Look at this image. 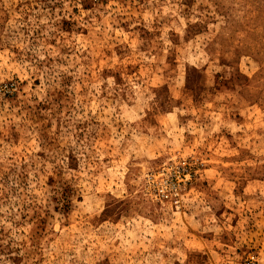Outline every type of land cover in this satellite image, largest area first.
I'll return each instance as SVG.
<instances>
[{"label":"rangeland","instance_id":"374dc122","mask_svg":"<svg viewBox=\"0 0 264 264\" xmlns=\"http://www.w3.org/2000/svg\"><path fill=\"white\" fill-rule=\"evenodd\" d=\"M0 264H264V0H0Z\"/></svg>","mask_w":264,"mask_h":264}]
</instances>
